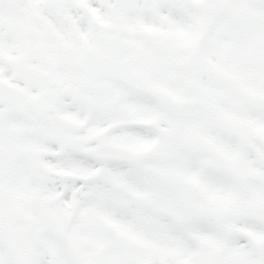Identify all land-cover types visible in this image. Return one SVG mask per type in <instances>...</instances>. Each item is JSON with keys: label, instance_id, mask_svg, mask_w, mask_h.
<instances>
[{"label": "flooded vegetation", "instance_id": "flooded-vegetation-1", "mask_svg": "<svg viewBox=\"0 0 264 264\" xmlns=\"http://www.w3.org/2000/svg\"><path fill=\"white\" fill-rule=\"evenodd\" d=\"M123 155L211 264H264V0H0V264L78 263V179Z\"/></svg>", "mask_w": 264, "mask_h": 264}, {"label": "rangeland", "instance_id": "rangeland-1", "mask_svg": "<svg viewBox=\"0 0 264 264\" xmlns=\"http://www.w3.org/2000/svg\"><path fill=\"white\" fill-rule=\"evenodd\" d=\"M133 170L123 164L108 183L97 184L103 194L91 185L75 191V249L100 255L90 264H211L209 244L219 226L199 213L181 222L170 200L174 192L169 198L160 180ZM190 232L198 246L188 241Z\"/></svg>", "mask_w": 264, "mask_h": 264}]
</instances>
